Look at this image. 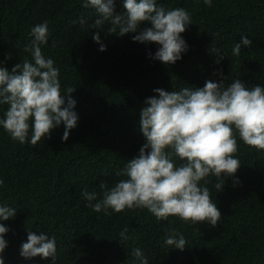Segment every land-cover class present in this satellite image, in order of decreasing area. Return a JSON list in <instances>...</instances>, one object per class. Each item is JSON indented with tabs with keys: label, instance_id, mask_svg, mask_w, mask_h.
Instances as JSON below:
<instances>
[{
	"label": "trees",
	"instance_id": "trees-1",
	"mask_svg": "<svg viewBox=\"0 0 264 264\" xmlns=\"http://www.w3.org/2000/svg\"><path fill=\"white\" fill-rule=\"evenodd\" d=\"M158 3L183 7L192 18L181 34L189 50L171 65L149 56L155 43L135 42L134 33H109L107 22L104 30L94 28L96 12L82 0H0V66L11 70L31 59L25 51L30 29L47 20L50 36L42 53L60 69L62 91L74 88L70 95L79 114L66 141L61 125L34 147L12 141L0 128V204L16 208L14 217L2 221L10 228L5 264H51V257L20 256L29 228L55 236L56 264H133V248H140L149 264H264V151L239 139L235 176L225 181L210 176L206 185L221 212L216 226L175 216L158 221L147 209L95 212L82 196L86 189L99 199L102 182L111 187L124 178L117 173L145 143L139 113L144 100L157 95L154 88L202 87L207 80L218 82L220 72L225 85L237 78L248 87H264V0H213L211 7L203 0ZM121 10L116 0V11ZM95 32L105 51L98 50ZM241 34L252 45L242 46L236 57L232 48ZM214 50L226 55L219 63ZM6 107L0 106V115ZM217 183L224 185L217 189ZM125 228L124 243L119 234ZM173 229L187 241L183 250L163 244Z\"/></svg>",
	"mask_w": 264,
	"mask_h": 264
},
{
	"label": "clouds",
	"instance_id": "clouds-1",
	"mask_svg": "<svg viewBox=\"0 0 264 264\" xmlns=\"http://www.w3.org/2000/svg\"><path fill=\"white\" fill-rule=\"evenodd\" d=\"M122 10L116 11V0H82L85 8L95 10L96 29L123 36L134 33L131 39L144 44H156L149 56L164 65L175 64L189 50L181 35L192 24L190 13L183 7L166 8L158 0H120ZM199 2V0H198ZM211 7L213 0H203ZM148 22L150 26L141 27ZM84 24V18L79 19ZM30 43L25 51L31 59L15 64L11 70L0 66V106H7L0 115V128L10 139L20 144L36 146L50 138L52 130L63 125L61 137L66 141L77 127V101L70 95L74 88L62 91L60 69L51 57L42 53V45L49 41L47 20L31 27ZM232 48L233 56H240L242 46L252 41L241 34ZM99 51L106 50L99 32L92 35ZM216 62L226 55L219 50ZM221 79L207 80L202 87H182L179 90L154 88L157 95L147 97L140 109L138 127L145 138L138 155L127 159L117 175L124 178L111 187L100 184L102 195L82 191L87 206L95 212L120 213L125 209H147L158 221L178 217L182 222H207L216 226L221 212L206 186L208 178L217 180L234 177L241 165L236 157L238 139L257 151H264V87H248L234 78L225 85ZM203 181V183H201ZM238 181V178H237ZM4 180L0 178V186ZM224 184L217 183L221 189ZM95 201V203H93ZM16 208L0 204V264L8 245L5 234L10 231L2 221L14 217ZM128 229L120 232L125 243ZM187 241L177 231L170 230L163 244L167 248L183 250ZM133 264H149L140 248L131 250ZM42 259L51 257L56 264L55 236L45 231H27V240L20 246V256Z\"/></svg>",
	"mask_w": 264,
	"mask_h": 264
}]
</instances>
